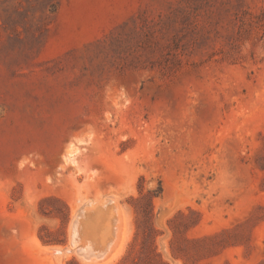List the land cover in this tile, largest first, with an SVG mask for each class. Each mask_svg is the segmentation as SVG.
<instances>
[{
  "label": "rangeland",
  "instance_id": "1",
  "mask_svg": "<svg viewBox=\"0 0 264 264\" xmlns=\"http://www.w3.org/2000/svg\"><path fill=\"white\" fill-rule=\"evenodd\" d=\"M0 264H264V0H0Z\"/></svg>",
  "mask_w": 264,
  "mask_h": 264
},
{
  "label": "bare ground",
  "instance_id": "2",
  "mask_svg": "<svg viewBox=\"0 0 264 264\" xmlns=\"http://www.w3.org/2000/svg\"><path fill=\"white\" fill-rule=\"evenodd\" d=\"M80 144H85L84 142H81ZM80 151V147L78 146V145H71V147H70V149L68 150V152H67V156H66V159L67 160H71L74 156H76L77 155V153ZM104 203V202H103ZM105 205V204H104ZM105 216V215H104ZM117 220V219H116ZM75 226H77V225H75ZM73 228H75L74 226H73ZM84 228V227H83ZM77 229V228H76ZM75 231V230H74ZM73 231V232H74ZM78 231V230H77ZM87 231H88V229H87ZM75 233V232H74ZM73 233V234H74ZM72 234V235H73ZM76 235V234H75ZM78 236V235H77ZM117 239V238H116ZM74 241V240H73ZM75 242V241H74ZM100 243V242H99ZM82 246V245H81ZM79 247V246H78ZM78 247H77V249L76 250H78ZM76 248V247H75ZM67 249H68V247H67ZM71 249V248H70ZM70 249H69V251H70ZM81 250H82V248H80ZM79 249V250H80ZM74 250V249H73ZM85 251H86V249H84ZM94 250V249H93ZM105 250V249H104ZM72 251V250H71ZM96 251V250H95ZM81 252V251H80ZM92 252V251H91ZM94 252V251H93ZM86 253V252H85ZM88 253V252H87ZM83 254V253H82ZM89 254V253H88ZM87 254V256H89ZM105 254V253H104ZM92 255V254H91ZM102 255V254H101ZM52 257V256H51ZM93 257V256H92ZM86 259H88V258H86ZM94 259V258H93ZM96 260V259H95ZM93 261V260H92ZM91 262V261H90Z\"/></svg>",
  "mask_w": 264,
  "mask_h": 264
}]
</instances>
